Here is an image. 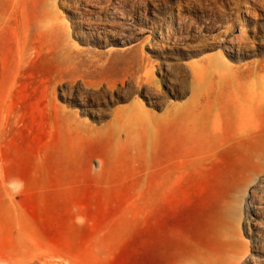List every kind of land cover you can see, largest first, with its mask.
I'll use <instances>...</instances> for the list:
<instances>
[{
  "label": "rangeland",
  "instance_id": "obj_1",
  "mask_svg": "<svg viewBox=\"0 0 264 264\" xmlns=\"http://www.w3.org/2000/svg\"><path fill=\"white\" fill-rule=\"evenodd\" d=\"M0 264H264V0H0Z\"/></svg>",
  "mask_w": 264,
  "mask_h": 264
},
{
  "label": "bare ground",
  "instance_id": "obj_2",
  "mask_svg": "<svg viewBox=\"0 0 264 264\" xmlns=\"http://www.w3.org/2000/svg\"><path fill=\"white\" fill-rule=\"evenodd\" d=\"M260 158H261V157H260V154H258V155L255 157V161L258 162V161L260 160ZM261 168H262V167H261ZM254 177H255V176H254ZM261 182H262V180H261ZM258 183H259V182H258ZM261 184H262V183H261ZM262 185H263V184H262ZM252 194H253V192H252ZM254 195H255V194H254ZM253 198H256V197H253ZM253 200H254V199H253ZM235 211H236V210H235ZM229 212H232V211H229ZM226 213H227V212H226ZM237 213H238V212H237ZM237 213H236V214H237ZM224 216H225V215H224ZM230 216H232V215H229V216L226 215L225 218L230 217ZM232 217H233V216H232ZM230 218H231V217H230ZM236 218H238V217H236ZM227 220H228V219H226L225 221H227ZM225 221H224V223L222 224V228H225V229L227 228V229H228L230 226L228 225L229 223H227V222H230V221H229V220H228L227 222H225ZM226 223H227V224H226ZM230 225H231V223H230ZM231 226H232V225H231ZM234 226H235V225H234ZM232 232H234V231H232ZM237 234H238V233H237ZM239 234H240V233H239ZM240 236H241V235H240ZM233 238H234V237H233ZM237 238H238V237H237ZM237 238H236V240H238V242H240L239 238H238V239H237ZM231 239H232V238H231ZM234 239H235V238H234ZM234 239H233V240H234ZM233 240H232V242H233ZM236 240H235V241H236ZM228 243H229V241H228ZM233 243H235V242H233ZM236 244H237V242H236ZM232 245H233V244H232ZM238 245H239V243H238ZM238 245H237V246H238ZM240 247H241V246H240ZM231 248H233V247L231 246ZM234 248H236V246H235ZM236 249H237V248H236ZM239 249H240V248H239ZM239 249H238L237 252H239ZM231 251H233V249H232ZM234 253H236V250L234 251ZM233 255H234V254H233Z\"/></svg>",
  "mask_w": 264,
  "mask_h": 264
}]
</instances>
